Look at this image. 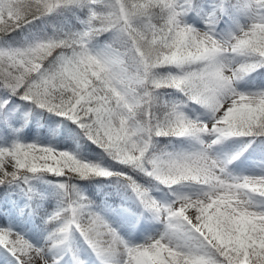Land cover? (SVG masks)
Masks as SVG:
<instances>
[{
    "label": "snow or ice",
    "instance_id": "1",
    "mask_svg": "<svg viewBox=\"0 0 264 264\" xmlns=\"http://www.w3.org/2000/svg\"><path fill=\"white\" fill-rule=\"evenodd\" d=\"M73 8L87 13L79 32L32 35L19 46H0V93L76 124L124 170L17 141L0 147V186L28 184L43 174L66 180L117 177L164 231L130 245L90 210L75 185L61 183V207L44 221V242L37 246L13 228L0 227V249L15 264H61L76 232L100 264H264V175H231L229 165L243 152L224 160L210 155L231 138L264 137V90L237 88L264 68V0H248L250 22L227 40L214 30L225 8H217L198 30L184 21L191 0H0V42ZM109 32L112 43L97 49L93 42ZM164 68L176 71L160 75ZM161 88L175 89L204 108L211 123L189 119L174 105L165 106L162 118L154 117ZM8 103H0V124L10 122L3 111ZM161 136L192 138L200 149L153 153V138ZM126 169L169 189L171 203L157 201ZM193 185L199 188L195 194L177 189ZM72 260L84 264L75 255Z\"/></svg>",
    "mask_w": 264,
    "mask_h": 264
},
{
    "label": "rangeland",
    "instance_id": "2",
    "mask_svg": "<svg viewBox=\"0 0 264 264\" xmlns=\"http://www.w3.org/2000/svg\"><path fill=\"white\" fill-rule=\"evenodd\" d=\"M192 2L193 0H191V5ZM247 4L248 0H208L195 11H189L184 17V21L198 30H204L207 17L217 8L223 6L225 12L216 20L214 30L218 39L227 40L241 26H246L250 22V17L245 12ZM86 19V10L66 9L61 13L35 21L19 32L6 36L4 42H0V46H3V43L19 46L32 35L51 36L55 32L73 34L82 30L83 22ZM113 38V34L109 32L98 37L93 43L97 49H101L105 45L111 44ZM169 71L175 72L176 69L158 70L160 75H166ZM245 78L239 81L237 85L239 91L251 93L264 90V86L247 88ZM4 100L9 101L3 111L9 113L10 122L0 124V147L17 141L39 143L59 151H68L78 159L99 164L114 172L124 170L123 166L118 165L105 152L102 155H92L89 152L81 151L80 142L64 139L59 127L48 128L41 120H34L38 114L54 116L52 113L45 112V110L19 99V97L0 93V103H3ZM156 101H160L165 106H179L189 119L211 123L210 114L204 108L191 103L175 89L161 88L157 90ZM21 121H24V124H19ZM36 130L45 132L40 133ZM203 139L206 142L210 141L209 137ZM199 149L200 144L192 138L177 139L161 136L153 138L151 151L157 154L161 152L192 153ZM245 149L247 150L245 151ZM240 152L243 154L239 159L229 165L232 176L264 175V138H231L216 145L210 155L215 159L224 160ZM61 183L75 185L76 189L87 197L90 210L102 216L130 245L144 243L149 238H159L164 231V225L139 203L128 183L123 179L117 177L109 179L92 178L89 183L83 184L79 179L66 180L48 174H43L38 178H30L28 184L21 181L11 186H0V210L7 212L5 215H0V227H11L40 246L44 242V236L47 235L44 221L61 207L62 193L58 187ZM139 184L148 188L152 196L161 204L171 203L173 195L164 186L158 184L155 187L144 183ZM31 187L37 189L30 190ZM177 189L186 194H195L199 191L198 186L195 185L190 187L177 186ZM21 210H23L22 214ZM47 227L51 228V225ZM69 248L71 250L67 254L61 253L64 257L61 264H73V255L83 261L84 264H97L99 262L79 233H73ZM5 260L9 264H15L12 257L0 249V264H4Z\"/></svg>",
    "mask_w": 264,
    "mask_h": 264
},
{
    "label": "trees",
    "instance_id": "3",
    "mask_svg": "<svg viewBox=\"0 0 264 264\" xmlns=\"http://www.w3.org/2000/svg\"><path fill=\"white\" fill-rule=\"evenodd\" d=\"M206 0H193L192 10H195L201 6V4ZM264 79V68H260L257 71L251 73L250 75L246 76V84H257L258 86L262 85V80ZM164 105L156 101L153 107V116L160 118L163 116L164 113ZM58 121H51L50 124H62L63 132L67 134V138H76L84 144V147L89 150L91 153L96 154L102 151L101 148L97 147V145L91 143L87 137L83 134V132L77 127L76 124L68 121L66 118L57 117ZM257 138H264V137H257ZM130 173L129 176L132 177L137 183H148V184H155V180L144 176L142 173L132 171L128 169ZM90 180H80L81 183H88Z\"/></svg>",
    "mask_w": 264,
    "mask_h": 264
},
{
    "label": "bare ground",
    "instance_id": "4",
    "mask_svg": "<svg viewBox=\"0 0 264 264\" xmlns=\"http://www.w3.org/2000/svg\"><path fill=\"white\" fill-rule=\"evenodd\" d=\"M97 264H100V262H97Z\"/></svg>",
    "mask_w": 264,
    "mask_h": 264
}]
</instances>
